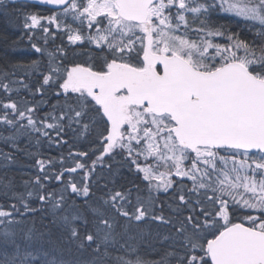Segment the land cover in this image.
<instances>
[{
	"label": "snow or ice",
	"instance_id": "1",
	"mask_svg": "<svg viewBox=\"0 0 264 264\" xmlns=\"http://www.w3.org/2000/svg\"><path fill=\"white\" fill-rule=\"evenodd\" d=\"M36 3L0 0L36 57L0 66V264H264V0Z\"/></svg>",
	"mask_w": 264,
	"mask_h": 264
},
{
	"label": "trees",
	"instance_id": "2",
	"mask_svg": "<svg viewBox=\"0 0 264 264\" xmlns=\"http://www.w3.org/2000/svg\"><path fill=\"white\" fill-rule=\"evenodd\" d=\"M26 11H38L43 15H47L48 13L44 11V8H40L37 6L29 5ZM221 23H232L233 26H235L234 21H230L228 18H223L220 21ZM23 19L22 17L17 18V14L10 13L9 15H4L3 12H0V66H3L6 61L8 60H19V61H27L30 59L36 58L34 54L32 53L31 47L28 43V36L24 34V29L22 27ZM17 41V44L15 46V50H13L12 42ZM66 43V39L64 40ZM61 39L60 37L56 38L55 44H60ZM50 49L54 47V45H49ZM39 99V97H37ZM48 111L47 107H43L41 109V113ZM63 151L67 152V147L63 149H49L47 144H45L41 148V152L44 156H59L60 152ZM21 163L24 165L32 163L31 161H28L24 159L23 156L20 157ZM31 169L24 167L19 170L17 173V181L21 178L26 179L27 176L21 177L19 173H27L30 172ZM145 255H148V250H144ZM154 258V257H153Z\"/></svg>",
	"mask_w": 264,
	"mask_h": 264
},
{
	"label": "water",
	"instance_id": "3",
	"mask_svg": "<svg viewBox=\"0 0 264 264\" xmlns=\"http://www.w3.org/2000/svg\"><path fill=\"white\" fill-rule=\"evenodd\" d=\"M27 3L33 4V5H38V6H41V7H45L43 5H39L38 3H36V0H27Z\"/></svg>",
	"mask_w": 264,
	"mask_h": 264
}]
</instances>
